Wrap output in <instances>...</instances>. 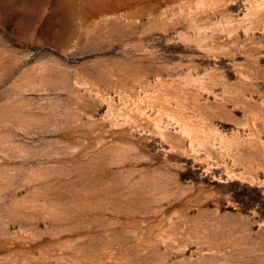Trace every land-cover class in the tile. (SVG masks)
<instances>
[{
	"label": "rangeland",
	"instance_id": "1",
	"mask_svg": "<svg viewBox=\"0 0 264 264\" xmlns=\"http://www.w3.org/2000/svg\"><path fill=\"white\" fill-rule=\"evenodd\" d=\"M85 1L0 0V264H264V0Z\"/></svg>",
	"mask_w": 264,
	"mask_h": 264
},
{
	"label": "bare ground",
	"instance_id": "2",
	"mask_svg": "<svg viewBox=\"0 0 264 264\" xmlns=\"http://www.w3.org/2000/svg\"><path fill=\"white\" fill-rule=\"evenodd\" d=\"M70 2V0H68ZM115 4L117 5V7L120 6V1L119 0H114ZM130 0H128L129 2ZM111 5H109V2H105V1H99V0H86L83 3V8H95V9H99V8H111ZM115 7V6H113ZM92 10V9H91ZM88 11V10H87Z\"/></svg>",
	"mask_w": 264,
	"mask_h": 264
}]
</instances>
